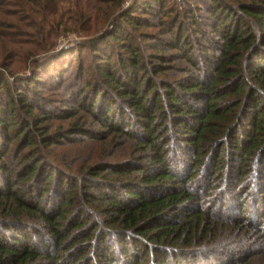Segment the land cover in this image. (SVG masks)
I'll list each match as a JSON object with an SVG mask.
<instances>
[{"label": "trees", "instance_id": "16d2710c", "mask_svg": "<svg viewBox=\"0 0 264 264\" xmlns=\"http://www.w3.org/2000/svg\"><path fill=\"white\" fill-rule=\"evenodd\" d=\"M126 1L0 0V264H264V0Z\"/></svg>", "mask_w": 264, "mask_h": 264}, {"label": "rangeland", "instance_id": "374dc122", "mask_svg": "<svg viewBox=\"0 0 264 264\" xmlns=\"http://www.w3.org/2000/svg\"><path fill=\"white\" fill-rule=\"evenodd\" d=\"M131 2H132V0H127V1H126V4L129 5ZM75 39H76V37L73 38V36L70 37V38H67V39H65V40H64V38L60 39V43H59V45H58V49H59V48L66 47V46L69 45V44H73L72 42H74ZM70 41H71V42H70ZM69 42H70V43H69Z\"/></svg>", "mask_w": 264, "mask_h": 264}]
</instances>
